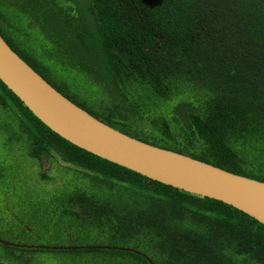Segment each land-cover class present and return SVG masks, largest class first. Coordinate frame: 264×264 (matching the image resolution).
Masks as SVG:
<instances>
[{
    "label": "trees",
    "instance_id": "1",
    "mask_svg": "<svg viewBox=\"0 0 264 264\" xmlns=\"http://www.w3.org/2000/svg\"><path fill=\"white\" fill-rule=\"evenodd\" d=\"M0 34L112 128L264 182V0H0ZM0 148V211L69 248L0 244L12 264H264L263 224L74 146L1 81Z\"/></svg>",
    "mask_w": 264,
    "mask_h": 264
},
{
    "label": "water",
    "instance_id": "2",
    "mask_svg": "<svg viewBox=\"0 0 264 264\" xmlns=\"http://www.w3.org/2000/svg\"><path fill=\"white\" fill-rule=\"evenodd\" d=\"M0 81L47 128L74 146L153 181L223 202L264 225L263 181L151 145L112 128L54 88L8 45L1 34ZM0 243L20 247L1 239ZM87 248L113 249L105 246Z\"/></svg>",
    "mask_w": 264,
    "mask_h": 264
},
{
    "label": "flooded vegetation",
    "instance_id": "3",
    "mask_svg": "<svg viewBox=\"0 0 264 264\" xmlns=\"http://www.w3.org/2000/svg\"><path fill=\"white\" fill-rule=\"evenodd\" d=\"M4 212L0 211V239L9 243H13L16 245H20V247H10V246H3L9 247V248H22V249H34L31 248V246H37L33 245L31 243H37V239L33 237L32 242H27L23 240L24 232H26L28 235L35 236V232H33L34 227L31 226L22 216V214H18L14 210H10L9 207H5ZM5 217V218H4ZM4 238H11L15 239V241H7ZM26 246V247H25ZM39 247V246H37ZM17 258H21L20 256ZM0 264H12L10 261H8L5 258V255H3V252L0 250Z\"/></svg>",
    "mask_w": 264,
    "mask_h": 264
},
{
    "label": "rangeland",
    "instance_id": "4",
    "mask_svg": "<svg viewBox=\"0 0 264 264\" xmlns=\"http://www.w3.org/2000/svg\"><path fill=\"white\" fill-rule=\"evenodd\" d=\"M4 150H6V148H0V154L3 155V153H5ZM0 250H2V248H0ZM53 264H54V263H53Z\"/></svg>",
    "mask_w": 264,
    "mask_h": 264
}]
</instances>
